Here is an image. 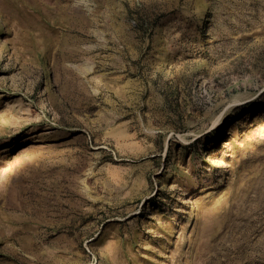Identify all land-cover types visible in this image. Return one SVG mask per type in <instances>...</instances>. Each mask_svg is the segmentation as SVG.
I'll return each mask as SVG.
<instances>
[{
  "label": "rangeland",
  "instance_id": "1",
  "mask_svg": "<svg viewBox=\"0 0 264 264\" xmlns=\"http://www.w3.org/2000/svg\"><path fill=\"white\" fill-rule=\"evenodd\" d=\"M0 264H264V0H0Z\"/></svg>",
  "mask_w": 264,
  "mask_h": 264
}]
</instances>
